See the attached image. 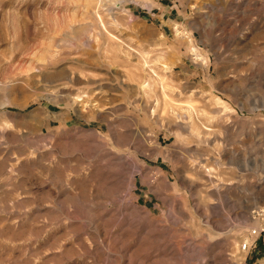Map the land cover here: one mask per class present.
Masks as SVG:
<instances>
[{"label":"rangeland","instance_id":"obj_1","mask_svg":"<svg viewBox=\"0 0 264 264\" xmlns=\"http://www.w3.org/2000/svg\"><path fill=\"white\" fill-rule=\"evenodd\" d=\"M0 264H264V0H0Z\"/></svg>","mask_w":264,"mask_h":264}]
</instances>
